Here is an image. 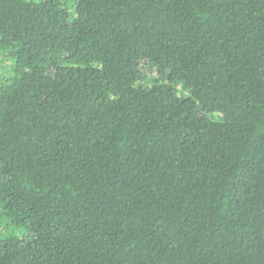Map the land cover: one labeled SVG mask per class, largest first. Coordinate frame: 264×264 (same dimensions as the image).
Returning <instances> with one entry per match:
<instances>
[{
  "label": "trees",
  "instance_id": "obj_1",
  "mask_svg": "<svg viewBox=\"0 0 264 264\" xmlns=\"http://www.w3.org/2000/svg\"><path fill=\"white\" fill-rule=\"evenodd\" d=\"M0 264H264V0H0Z\"/></svg>",
  "mask_w": 264,
  "mask_h": 264
},
{
  "label": "rangeland",
  "instance_id": "obj_2",
  "mask_svg": "<svg viewBox=\"0 0 264 264\" xmlns=\"http://www.w3.org/2000/svg\"><path fill=\"white\" fill-rule=\"evenodd\" d=\"M8 234V233H7ZM9 234H14V235H17L16 232H13V231H9Z\"/></svg>",
  "mask_w": 264,
  "mask_h": 264
}]
</instances>
